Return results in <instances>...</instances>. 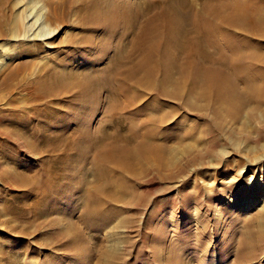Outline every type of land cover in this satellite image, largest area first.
Segmentation results:
<instances>
[{"label":"bare ground","instance_id":"1","mask_svg":"<svg viewBox=\"0 0 264 264\" xmlns=\"http://www.w3.org/2000/svg\"><path fill=\"white\" fill-rule=\"evenodd\" d=\"M24 1L15 0L13 13L9 15L7 5L11 0H0V22L7 28L10 39L19 42L17 46L22 50L32 53L22 60L9 54L13 50L0 56V93H8V96L0 94V122L2 120L3 128L28 135V138L22 141L21 137H12L0 127V140L3 136L8 141L11 138L13 142L21 143L25 151L36 152L41 144L35 134L40 123L38 119L34 122L33 117L43 118L47 112L44 115L42 107L58 93L77 90L75 98L81 99L83 92L89 91V98L98 104L85 116L88 119L89 115H95L100 121L92 132L88 130L90 120L77 126L81 135V139H76L80 143L77 155L88 161L91 167L90 174H87L92 178L84 179L79 185V189H85L81 201L86 207L84 219L90 227L97 225L102 229L111 223L115 226V233L109 242L118 243L121 228L139 225L136 219L140 214H124L130 213L133 208H143L151 210L146 222L153 227V237L165 234L167 227H158V221L163 216L159 210L162 199L157 198L171 192V189L154 190V187H149L140 191L137 187L146 184L147 180L152 183V177L156 175L171 184L177 180L179 173H173L175 163L170 159L177 155H173L176 150L171 143L187 138L195 142L199 138L194 137L197 135L195 130L188 131L187 112L211 111L213 124L218 130H222V123L228 118L244 120L250 116L249 119L253 120L256 119L255 111L259 114L264 112V0H175L176 12L168 11L170 14H166L162 11L160 17L155 16L156 20L149 19L138 32L126 36L124 44L116 45L115 54L109 59V65L105 64L106 68L90 66L89 69L73 62H67V66L56 63L57 60L69 59L85 43L84 39L75 42L69 38L51 42L61 34L60 0H28L25 8L22 5ZM82 10L78 14L87 27L99 22L107 25L108 13L112 12L108 9L103 12ZM103 55L101 48L94 57L85 59L94 63ZM28 69L31 72L25 77ZM16 94L20 95L19 100ZM101 94L103 99L99 101L97 99ZM80 99L81 107L84 102ZM86 105L89 106L88 103ZM100 108L103 112H97ZM76 140L66 141L63 146L72 147ZM189 144L181 145L186 159H190ZM56 146L60 147V144ZM257 164L264 166V157L254 159L253 165ZM42 172L44 176L48 173L46 170ZM32 173L29 178L7 181L6 186L36 187L40 193L44 192L38 182L32 180L37 173ZM190 176L181 177L177 182L185 187L183 205H188L193 198L192 190L185 182ZM226 186L218 185L222 190ZM223 193L226 194L225 191ZM44 195H47L46 190ZM186 214V219L190 221L192 212L187 211ZM229 219L240 226L235 233L230 231L228 247L221 252V258L228 260L231 255L237 256L238 264H256L263 259L264 207L248 218L231 212ZM74 224L75 238L81 237L80 227ZM61 232L59 234L64 237L73 234L70 231L69 234L68 230ZM238 233L241 236L239 239ZM171 241L174 246L176 242ZM100 246L97 264L128 263V256L120 254L119 246ZM191 254V249H180L176 254H163V257L165 264H197L192 257L195 262L185 261L186 255Z\"/></svg>","mask_w":264,"mask_h":264},{"label":"rangeland","instance_id":"2","mask_svg":"<svg viewBox=\"0 0 264 264\" xmlns=\"http://www.w3.org/2000/svg\"><path fill=\"white\" fill-rule=\"evenodd\" d=\"M38 1L42 2V0ZM14 2L15 0H11L7 5L10 10H7L9 15L13 13ZM27 3L28 0H25L22 4L24 8L28 5ZM174 3L175 0H60L58 13L61 17L59 22L62 27L61 34L51 42H60L69 38L75 42L84 39L85 43L66 61L57 60V65L67 66V62H73L87 69L90 66L106 68L105 64L109 65V59L115 54L116 45L124 44L126 36L138 32L139 28L146 26L149 19H154L157 15L160 17L162 11L166 14L170 11L176 12ZM104 8L108 9V12L112 11L108 13L107 25L99 22L92 27H87L78 14V11H83L82 9L107 11ZM125 18L128 19L124 20ZM18 44L19 42L16 43L10 39L7 28L1 23L0 56L10 50L14 52L10 51L9 54L16 56L17 60H22L32 54L29 53L31 51L26 52L19 48ZM98 46L104 51L103 57L98 60L99 62H89L88 60L101 50L100 47L97 50ZM65 49L62 48L64 51ZM30 72V69L26 70L24 76L26 77ZM77 93V90L58 93L42 107V113L47 112L43 118L33 117L34 122L38 119L40 123V128L35 133L36 137L41 144L45 141L43 146L41 144L37 146L36 152L25 151L21 143H15L11 138L8 141L3 136V140H0V264H97L99 256L97 251L103 244L107 248L119 246L120 254L128 256L126 264H165L163 254H176L180 249L182 251L191 249L192 254L185 257V261L188 262L195 260L197 264H238L237 256L231 255L228 260H223L221 252L228 247L230 231L234 230L235 233L240 226L239 223L235 224L229 219L230 213L248 218L253 217L257 210L264 207V166L253 165L254 159L264 157V112L259 114L255 111L256 119L253 120L249 119L250 116H246L244 120L228 118L222 123V130H218L213 124L211 111L203 110L191 112V114L187 112L188 131L195 130L197 135L194 137L199 138L195 142L187 138L179 143L178 141L171 143V145L174 144V150H176L173 155H177L170 157L175 163L173 173H179V177L171 184V182L159 179L156 175L152 177L154 178L152 183L147 180L146 184L137 187L140 191L149 187H154V190L167 187L171 189L169 190L171 195L167 192L157 198L162 199V202L159 201V210L163 216L158 221V227L162 229L167 227L169 233L166 232L154 238L153 227L146 222L151 210L133 208L130 213L124 215L140 214L139 219H136L139 225H127L125 229L121 228V239L117 243L109 242L115 233V226L111 223L102 229L97 225L90 227L84 219L86 207L81 204V201L84 198L85 189H79V185L84 179L92 178L89 176L91 166L88 161L77 155L80 143H77L76 139L78 137L81 139L80 128L78 129L77 126L90 120L88 130L92 132L98 127L100 118L89 115L87 119L85 115L91 113L98 103L94 104L95 101L89 98L90 92L88 94L83 92L82 98H78L84 102L80 107L81 103L75 98ZM0 94L8 96V93ZM19 96L16 94V99L19 100L21 98ZM100 99H103L102 94L97 100L100 101ZM87 103L90 107L86 105ZM97 112H103L102 108ZM94 119L95 121H92ZM1 122V130L9 132L12 137H21L22 141L27 140L28 135L9 131L2 127ZM22 123L28 122L22 121ZM71 140H76L74 146H63L64 142H71ZM191 141L196 144L191 146L190 144H194ZM58 144L60 147L56 146ZM183 144H189L190 159L184 158V150L181 146ZM43 170L48 172L45 175L47 178ZM180 170L184 174L182 171L180 173ZM32 172L37 173L32 180L38 182L40 190L44 192L40 193L36 187L25 189L16 185L13 186L14 188L6 186L7 181L29 178ZM241 172H244L242 176ZM190 174L191 176L185 182L192 190L193 198L188 205H183L185 200L182 196L185 187L178 185L177 182L180 181L179 178H186ZM175 185L179 187L175 188ZM218 185L222 187L227 185V188L222 190ZM45 190L47 195H44ZM87 191L90 192L92 189ZM187 211L192 212L190 221L186 219ZM73 224L80 227L82 236H76L81 239L75 238ZM241 226L244 227V225ZM64 230L73 234L67 237L59 234ZM239 238L241 236L238 233L237 239ZM172 239L176 242L174 246ZM262 257L261 262L256 261V264H264V253Z\"/></svg>","mask_w":264,"mask_h":264}]
</instances>
